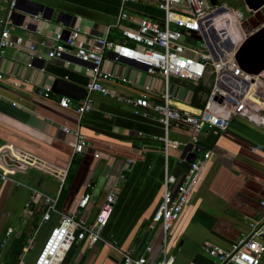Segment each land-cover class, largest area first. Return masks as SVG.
<instances>
[{
  "label": "crops",
  "instance_id": "obj_1",
  "mask_svg": "<svg viewBox=\"0 0 264 264\" xmlns=\"http://www.w3.org/2000/svg\"><path fill=\"white\" fill-rule=\"evenodd\" d=\"M215 1L231 13L226 29L235 44L264 23V3L250 10L243 0ZM35 4L53 8L50 18L41 11L29 14ZM235 7H241L245 16L241 12L235 16ZM59 11L65 15L68 31L79 29L75 35L79 47H88L96 37L118 41L120 27L133 28L141 17L156 21L162 17L153 0L122 5L119 0L16 1L9 30L12 37H21V43L5 49L0 59L4 77L0 81V174L5 173L0 178V264L19 260L32 264L60 215L73 213L89 225L109 191L115 192V198L100 230L101 239L93 244L76 241L59 264H121L118 251L127 250L144 254L152 264L158 259L162 236L160 225L151 218L160 201L163 169L166 166L180 182L187 169L183 148L170 145L164 158L158 139L162 128L156 119L135 115L99 93L92 94L91 109L79 118L74 111L79 100L62 108L57 104L59 95L50 91L44 98L36 92L37 88L50 90L54 79L80 87L89 79L87 64L77 58L45 56L63 28L55 21ZM121 11L127 18L118 19ZM29 44L39 58L29 56ZM102 68L109 74L104 82L108 89L132 96L147 88L150 100L158 99L161 78L146 73L140 64L105 54ZM169 83L172 105L197 112L206 87L197 88L193 97L191 82L170 76ZM257 113L263 115L260 110ZM62 126L82 133L81 152L72 153L74 137ZM191 135V127L176 123L168 131V137L179 142ZM197 141L209 156L167 231L166 250L174 257L172 264H214L201 251L202 241L227 248L248 231L250 220L264 219V206L259 204L264 200V122L233 116L226 130L205 129ZM83 193L90 198L79 208L77 200ZM49 206L53 209L43 220ZM7 228L11 232L1 246ZM146 244L149 252L144 250Z\"/></svg>",
  "mask_w": 264,
  "mask_h": 264
},
{
  "label": "built area",
  "instance_id": "obj_2",
  "mask_svg": "<svg viewBox=\"0 0 264 264\" xmlns=\"http://www.w3.org/2000/svg\"><path fill=\"white\" fill-rule=\"evenodd\" d=\"M17 0H0V59L8 47L21 43V37L10 35L13 24V13ZM120 4L135 0H119ZM158 10L162 12L159 21L141 17L136 26L120 27V40L114 41L106 36L93 38L88 47L76 45L75 35L79 29L68 31L62 39L56 35V42L46 51L48 59L73 56L87 64L89 79L84 89L85 94L74 106L77 117L89 111L92 106V94L99 93L116 103L127 106L133 114L143 118H154L161 125L162 134L158 139L162 143V155L166 158L170 145L181 146L183 153H194L192 162L187 163L186 172L180 182L169 173L164 166L160 201L152 215V222L158 223L162 236L158 251V259L152 264H172L174 257L166 250L167 231L176 220L187 197L196 183L203 166L209 156L208 150L198 145V134L205 129L217 132L226 130L233 116H241L248 120L264 122L262 111L247 99L252 86L264 91V69L256 74L242 70L234 59L238 45L230 38L226 27L229 25L227 15L230 13L223 5V11L212 16L215 6L206 0H153ZM33 18L37 19V16ZM127 18L121 11L118 19ZM186 34V40H182ZM28 53L34 55L35 46L29 44ZM105 54L112 59H127L140 64L148 74H156L161 78L162 90L156 101L150 100L147 88L140 89L135 95L127 96L110 90L104 84L109 80V74L102 68ZM191 82L195 87H206L204 99L197 112L178 109L172 105V92L169 78ZM0 71V81H3ZM13 85H17L13 83ZM42 97L50 96L49 88H37ZM72 100L59 96V107L67 108ZM264 113V111H262ZM191 127L192 135L185 142H179L168 137L172 124ZM61 130L73 135L72 153L81 152L85 140L77 129ZM5 173L0 174L3 179ZM90 195L83 193L77 200V207L84 208ZM115 192L109 191L100 205L94 221L85 224L73 213L60 215L57 223L49 230L32 264H59L64 253L76 241L85 240L88 244L100 240V230L106 224L111 212ZM259 204L264 206V200ZM52 206L45 209L42 219L46 220ZM11 228H7L1 240L5 243ZM264 219L248 222V231L239 239L222 248L209 241H202L200 249L213 259L214 264H261L264 260ZM112 247V245L108 244ZM149 244L144 250L149 252ZM121 264H149L144 254L133 255L130 250L118 251ZM16 264H23L19 260ZM193 264V263H190Z\"/></svg>",
  "mask_w": 264,
  "mask_h": 264
},
{
  "label": "water",
  "instance_id": "obj_3",
  "mask_svg": "<svg viewBox=\"0 0 264 264\" xmlns=\"http://www.w3.org/2000/svg\"><path fill=\"white\" fill-rule=\"evenodd\" d=\"M243 2L248 9L256 10L263 5L264 0H243ZM209 3L210 5L215 6L212 16L224 10V8L219 6L215 0H209ZM38 11H41L43 16L49 19L53 8L35 4V7L30 9L28 13L36 14ZM46 11H48V13L44 15ZM64 16L65 15L62 11L57 12L55 16V21L60 22L63 25V28L60 31L62 39H64L68 33V30L66 29L68 22L64 20ZM230 16L231 13L227 15V17ZM234 59L242 70L249 73L256 74L264 69V23L245 36L237 45ZM50 91L59 96L70 98L71 100H80L85 94L84 87L77 86L64 79H54L51 82ZM247 99L264 111V91L262 89L252 86L248 91ZM194 157V153L184 154L182 151V158L185 162H192ZM143 241L144 239L141 240L139 246L142 245Z\"/></svg>",
  "mask_w": 264,
  "mask_h": 264
},
{
  "label": "rangeland",
  "instance_id": "obj_4",
  "mask_svg": "<svg viewBox=\"0 0 264 264\" xmlns=\"http://www.w3.org/2000/svg\"><path fill=\"white\" fill-rule=\"evenodd\" d=\"M233 12H234V15L235 16H236V14H239L240 12H241L242 16H245V14L243 13V10L241 9V7L240 8L239 7H235V9L233 10ZM182 40H183V38H182ZM183 42H184V40H183ZM260 113L264 115V113L262 111H260ZM261 264H264V260L262 261Z\"/></svg>",
  "mask_w": 264,
  "mask_h": 264
},
{
  "label": "trees",
  "instance_id": "obj_5",
  "mask_svg": "<svg viewBox=\"0 0 264 264\" xmlns=\"http://www.w3.org/2000/svg\"><path fill=\"white\" fill-rule=\"evenodd\" d=\"M198 91H199V90L197 89V87L194 86V87H193V97H194V94H195V93H198Z\"/></svg>",
  "mask_w": 264,
  "mask_h": 264
}]
</instances>
